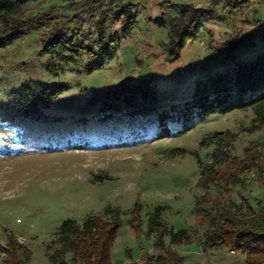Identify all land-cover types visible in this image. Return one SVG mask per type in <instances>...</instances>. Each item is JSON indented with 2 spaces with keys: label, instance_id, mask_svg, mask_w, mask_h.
Segmentation results:
<instances>
[{
  "label": "rangeland",
  "instance_id": "374dc122",
  "mask_svg": "<svg viewBox=\"0 0 264 264\" xmlns=\"http://www.w3.org/2000/svg\"><path fill=\"white\" fill-rule=\"evenodd\" d=\"M126 1L136 4L137 23L115 57L93 72L85 68L87 57L69 62L43 51L48 32L65 24L79 10V1H29L16 19L42 16L40 23L0 48V261L2 247L15 235L30 246V264H82L71 252L53 259L61 247L57 232L66 219L82 222L111 208L121 221L111 249L112 264H143L158 237L149 232L150 217L157 206H164L165 243H170L172 229H187L193 237L192 243L173 246L183 264H247L239 251L203 246L207 225L197 217L196 202L207 191L198 181L201 164L211 161L221 136L231 137L225 146L231 155L257 146L264 163V103L212 114L172 137L153 139L149 132L140 139L127 129L109 131L110 126L98 125L96 107L88 106L86 97L93 90L155 77L161 105L189 98L195 79L230 66L231 54L252 58L264 50V0ZM185 4L208 9L212 18L202 20L201 30L190 35L173 57L168 44L171 22ZM158 18L166 25L160 27ZM74 23L84 34L91 31L88 21L77 18ZM33 81L68 84L46 110L58 120L22 119L7 108L13 91ZM83 117L89 119L91 145L76 149L75 134L85 131L79 120ZM259 179L252 172L245 178V191L232 186L234 200H240L237 193L242 191L252 204L264 203V181ZM217 192L215 187L208 191L211 200Z\"/></svg>",
  "mask_w": 264,
  "mask_h": 264
},
{
  "label": "trees",
  "instance_id": "16d2710c",
  "mask_svg": "<svg viewBox=\"0 0 264 264\" xmlns=\"http://www.w3.org/2000/svg\"><path fill=\"white\" fill-rule=\"evenodd\" d=\"M29 1L0 0V48L18 40L40 23L42 16L16 19ZM73 1L80 2L76 3L79 10L65 20V24H57L48 32L43 51L69 62L87 57L85 68L93 72L115 57L122 40L130 35L137 23L139 10L134 2L126 0ZM248 1L245 0L244 4ZM182 7L173 17L170 27L168 44L173 57L178 55L190 35L201 30L202 20L212 18V13L206 8L189 4ZM77 18L81 22L88 21L91 31L84 34L74 23ZM155 22L160 27L166 25L163 18ZM261 35L264 38V28ZM231 59L233 63L224 70L195 79L189 98L166 107L159 101L155 77L122 82L114 89L93 90L87 95L86 104L96 107V123L110 126L109 131L127 129L140 139L149 132H153V139L172 137L191 130L197 122L212 114L264 103V50L252 58L231 54ZM67 89L66 83L54 86L40 81L24 83L13 91L7 108L13 116L22 119L38 122L58 120L46 110ZM79 120L84 123L85 131L73 133L78 136V143L72 146L76 149L91 145L87 126L89 119L83 117ZM219 139L211 161L201 164L198 181L199 187L207 191L196 202L197 217L207 225L202 244L204 247L226 246L241 252L247 264H264V203L252 204L244 198L242 191L237 193L240 200L236 201L231 191L234 185H240V189L245 191V178L252 172L258 173L264 181L263 152L257 146H248L241 155H231L229 148L225 147L230 144L231 137L225 135ZM212 187L218 190L213 200L208 196ZM163 209L164 206H157L150 217L149 232H156L158 237L154 252L144 256L143 264H183L184 258L173 246L193 242L187 229H172L170 243H165L167 226L161 218ZM107 214L112 215L109 218ZM120 225L118 211L111 208L106 209L104 215L91 214L82 222L72 218L64 220L57 232L61 247L53 259L56 255L71 252L75 262L112 264L111 249ZM2 250L4 257L0 264H30L31 248L17 236L10 235Z\"/></svg>",
  "mask_w": 264,
  "mask_h": 264
}]
</instances>
